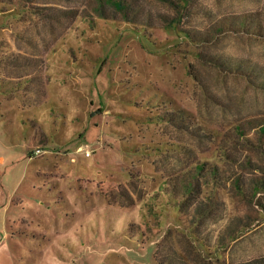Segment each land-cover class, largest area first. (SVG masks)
I'll return each instance as SVG.
<instances>
[{
    "label": "rangeland",
    "instance_id": "obj_1",
    "mask_svg": "<svg viewBox=\"0 0 264 264\" xmlns=\"http://www.w3.org/2000/svg\"><path fill=\"white\" fill-rule=\"evenodd\" d=\"M124 1L0 0L9 264H264V0Z\"/></svg>",
    "mask_w": 264,
    "mask_h": 264
},
{
    "label": "trees",
    "instance_id": "obj_2",
    "mask_svg": "<svg viewBox=\"0 0 264 264\" xmlns=\"http://www.w3.org/2000/svg\"><path fill=\"white\" fill-rule=\"evenodd\" d=\"M112 2L113 3L115 2V5L113 6L110 5V7L113 8L114 12H120L122 15H125L124 17H126V14L129 12V9L131 10V6L129 2H126L124 0H112ZM98 10L104 15L103 2L101 3V5H99ZM170 116H168V118ZM260 129L262 130V132L264 131V127H260ZM202 169L205 170L206 176L212 178L211 181L216 180L218 176V171H217L216 165L214 164L209 167H205L204 164H196L193 170L191 171V173L189 174V176L187 177V175H183L181 179L182 194L180 197L183 199L182 206L184 205V209H187V210L189 209L191 213L195 216L202 215V213L206 212V210L208 209V204L206 201L201 200L199 201V203H196L194 201L198 197L197 195H199L203 191V188H202L203 185H201L199 181L200 179L199 176L201 174L200 171ZM206 183H207L208 188L213 190L214 188V186H212L213 183H209V182H206ZM203 195H206V192H204ZM192 201H194V203H192ZM153 256H154V260L158 264H170L169 260L166 261L164 259H161L157 251L154 252ZM172 257L173 255L170 256V258ZM174 260H176L178 264H187V262L184 261L182 257L181 258L176 257V259Z\"/></svg>",
    "mask_w": 264,
    "mask_h": 264
},
{
    "label": "crops",
    "instance_id": "obj_3",
    "mask_svg": "<svg viewBox=\"0 0 264 264\" xmlns=\"http://www.w3.org/2000/svg\"><path fill=\"white\" fill-rule=\"evenodd\" d=\"M43 203V202H41ZM1 204V203H0ZM8 213V208L5 207L3 204L0 205V231H3L2 233H0V237H9V232L5 229L7 224H6V221H7V214ZM16 222V221H15ZM1 238V239H2ZM5 239L2 240V243H1V240H0V264H9V260L6 258V254L4 253V247H3V243H4Z\"/></svg>",
    "mask_w": 264,
    "mask_h": 264
},
{
    "label": "built area",
    "instance_id": "obj_4",
    "mask_svg": "<svg viewBox=\"0 0 264 264\" xmlns=\"http://www.w3.org/2000/svg\"><path fill=\"white\" fill-rule=\"evenodd\" d=\"M79 150H81V147H78ZM52 150H47L46 148L43 147H35L32 149L29 158L32 157H37V156H41L44 155L46 153H51ZM90 154V152L88 150H84V155L88 156Z\"/></svg>",
    "mask_w": 264,
    "mask_h": 264
}]
</instances>
